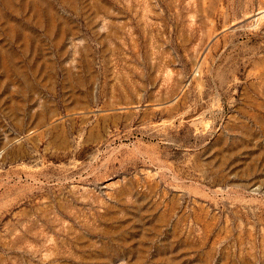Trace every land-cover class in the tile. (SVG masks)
<instances>
[{
	"label": "rangeland",
	"instance_id": "rangeland-1",
	"mask_svg": "<svg viewBox=\"0 0 264 264\" xmlns=\"http://www.w3.org/2000/svg\"><path fill=\"white\" fill-rule=\"evenodd\" d=\"M260 10L0 0V264H264Z\"/></svg>",
	"mask_w": 264,
	"mask_h": 264
},
{
	"label": "bare ground",
	"instance_id": "bare-ground-1",
	"mask_svg": "<svg viewBox=\"0 0 264 264\" xmlns=\"http://www.w3.org/2000/svg\"><path fill=\"white\" fill-rule=\"evenodd\" d=\"M263 12H264V10H260L258 14H262ZM262 16H263V14H262ZM262 16H260V17H262Z\"/></svg>",
	"mask_w": 264,
	"mask_h": 264
}]
</instances>
